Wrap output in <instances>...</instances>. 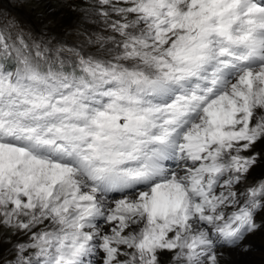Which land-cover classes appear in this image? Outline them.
Here are the masks:
<instances>
[{
	"label": "snow or ice",
	"instance_id": "1",
	"mask_svg": "<svg viewBox=\"0 0 264 264\" xmlns=\"http://www.w3.org/2000/svg\"><path fill=\"white\" fill-rule=\"evenodd\" d=\"M88 11L94 53L0 31L14 264H223L264 227V0Z\"/></svg>",
	"mask_w": 264,
	"mask_h": 264
},
{
	"label": "rangeland",
	"instance_id": "2",
	"mask_svg": "<svg viewBox=\"0 0 264 264\" xmlns=\"http://www.w3.org/2000/svg\"><path fill=\"white\" fill-rule=\"evenodd\" d=\"M93 3L94 0H0V31L22 37L29 44L50 42L94 53L96 45L88 41L96 34L107 33L103 24L89 14ZM175 165V161L166 162L169 168ZM262 175L264 168H257L250 182ZM257 223L264 224V212L257 217ZM17 241L24 242L25 237L0 226V264H14L12 245ZM223 264H264V227L235 250L226 249Z\"/></svg>",
	"mask_w": 264,
	"mask_h": 264
},
{
	"label": "clouds",
	"instance_id": "3",
	"mask_svg": "<svg viewBox=\"0 0 264 264\" xmlns=\"http://www.w3.org/2000/svg\"><path fill=\"white\" fill-rule=\"evenodd\" d=\"M129 167H136V164H130Z\"/></svg>",
	"mask_w": 264,
	"mask_h": 264
},
{
	"label": "bare ground",
	"instance_id": "4",
	"mask_svg": "<svg viewBox=\"0 0 264 264\" xmlns=\"http://www.w3.org/2000/svg\"><path fill=\"white\" fill-rule=\"evenodd\" d=\"M176 166V165H175Z\"/></svg>",
	"mask_w": 264,
	"mask_h": 264
}]
</instances>
